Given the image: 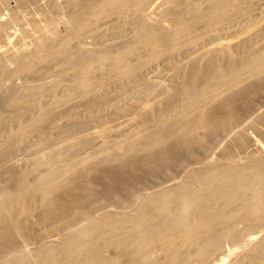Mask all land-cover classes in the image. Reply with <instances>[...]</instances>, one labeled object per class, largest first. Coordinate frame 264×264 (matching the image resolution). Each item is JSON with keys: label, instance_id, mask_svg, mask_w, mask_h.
<instances>
[{"label": "bare ground", "instance_id": "1", "mask_svg": "<svg viewBox=\"0 0 264 264\" xmlns=\"http://www.w3.org/2000/svg\"><path fill=\"white\" fill-rule=\"evenodd\" d=\"M8 4L0 264H264V0Z\"/></svg>", "mask_w": 264, "mask_h": 264}, {"label": "rangeland", "instance_id": "2", "mask_svg": "<svg viewBox=\"0 0 264 264\" xmlns=\"http://www.w3.org/2000/svg\"><path fill=\"white\" fill-rule=\"evenodd\" d=\"M8 1H9L10 6H14L15 3H16V5L18 4V5L20 6V7L18 6V9H19L20 11H22V14L24 13V14H27V15H29V16H31V15L38 16L37 13L39 12L38 14H40L41 11H38L37 6H39V5L47 6V3H48V0H45V1H44V0H26V1H24V0H16V1H15V0H11V1H10V0H7V4H8ZM20 1H21V3H18V2H20ZM46 1H47V2H46ZM57 1H60V0H57ZM31 3H32V4H31ZM37 3H38L39 5H38ZM9 4H8V5H9ZM35 4H36V5H35ZM21 5H22L23 7H22ZM28 5H30L31 7L28 6ZM35 6H36V7H35ZM33 8H34L35 10H34ZM27 9H28V10H27ZM31 9H32V10H31ZM24 10H25V11H24ZM26 10H27V11H26ZM5 11H6V9H4V10L0 13V16H3V15L6 13ZM35 11H36L37 13H36ZM29 12H30V14H29ZM24 14H23V15H24ZM27 15H26V16H27ZM59 15H60L61 17H62V16H65V14H61V12H59ZM29 16H27V17H29ZM17 28H19V27H17ZM17 28H16V29H17ZM27 28H28V30L30 29L31 32H34V30H33L32 27L27 26ZM12 30H14V28H11L9 31H12ZM260 135L263 136V135H264V132L262 131V134H261V133H260V134H257V133H256V136H257L258 138H261V137H262V136H260ZM251 136H254V138L257 139V137L255 136V134H254V135L250 134V140H249V138H248V137H249V134H248V137H247V138H248V140H247L248 142L251 141V140L253 139ZM259 136H260V137H259ZM247 138H246V139H247ZM251 138H252V139H251ZM241 139H242L243 141L240 140V141H239V142H240L239 145H241V146H243V147H244V146H245V147L248 146V147H247L248 149H247V148L244 149L243 147L237 145L239 148H238V147H235V148H238V149H239L241 152H243V153H244V151H246V154L244 153V154H245V155H244L243 153L241 154L239 150L235 151L236 149L234 148V151L236 152V153H235V152H234V153H235L237 156H239V157H243V156H244V157H245V156L247 157V156L249 155L248 153H250V152H252V153H253V152H256L257 149H258L257 151H259V150L261 149L260 147H261V146H262V147L264 146V141H263L264 138H263L260 142H259L260 139H258V140H256V139L254 140V139H253V141H251L252 144L250 145V143H249L250 146L248 145L247 142H245V141H246L245 138H241ZM262 141H263V142H262ZM241 142H242V143H243V142L246 143V145H245V144L242 145ZM257 142H258V143H257ZM261 142H262V143H261ZM256 143H257V144H256ZM253 144L256 146V149H255V146H254ZM258 145H259L260 147H259ZM251 146L254 147V148H251ZM257 146H258V148H257ZM259 148H260V149H259ZM246 149H247V150H246ZM250 150H251V151H250ZM254 150H255V151H254ZM238 151H239V152H238ZM249 151H250V152H249ZM239 154H241V155H239ZM247 154H248V155H247ZM250 154H251V153H250ZM139 190H141V191H147V190H149V189H139ZM98 201H104L105 205H107V206H111V208H119V207H120L119 204H116V203L113 204L109 198L106 199V198L103 197V195L98 194L92 202H90V203L87 204V205H89V211H91L93 208H95L94 205H95V203L98 202ZM120 209H121L122 211H125V210H126V208H124L123 206H121ZM231 245L233 246L234 244H230L229 246H231ZM225 250H226V249H225ZM225 254H226V251H224L220 256H218V259L223 258V262H226V258H225V256H224ZM224 260H225V261H224Z\"/></svg>", "mask_w": 264, "mask_h": 264}]
</instances>
